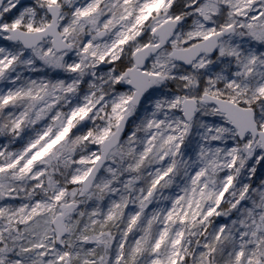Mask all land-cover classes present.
<instances>
[{"label": "snow or ice", "instance_id": "6c2138e0", "mask_svg": "<svg viewBox=\"0 0 264 264\" xmlns=\"http://www.w3.org/2000/svg\"><path fill=\"white\" fill-rule=\"evenodd\" d=\"M0 264H264V0H0Z\"/></svg>", "mask_w": 264, "mask_h": 264}]
</instances>
